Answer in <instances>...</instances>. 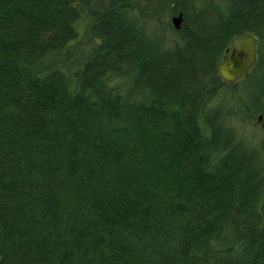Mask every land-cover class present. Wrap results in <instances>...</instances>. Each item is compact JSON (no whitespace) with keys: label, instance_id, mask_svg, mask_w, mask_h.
Listing matches in <instances>:
<instances>
[{"label":"trees","instance_id":"obj_1","mask_svg":"<svg viewBox=\"0 0 264 264\" xmlns=\"http://www.w3.org/2000/svg\"><path fill=\"white\" fill-rule=\"evenodd\" d=\"M170 1L161 47L135 0H0V264H264V148L218 101L264 82V0ZM81 7L100 42L73 65ZM250 99L264 115V84Z\"/></svg>","mask_w":264,"mask_h":264},{"label":"rangeland","instance_id":"obj_2","mask_svg":"<svg viewBox=\"0 0 264 264\" xmlns=\"http://www.w3.org/2000/svg\"><path fill=\"white\" fill-rule=\"evenodd\" d=\"M211 0H196L195 6L198 9L206 2ZM220 2L219 0H216ZM194 2V1H193ZM143 8V9H142ZM147 9V15H140V10ZM135 14L138 15L140 26L144 29V34L151 40L157 42L161 47H172L178 38L172 18L176 13L170 0H135ZM145 12V11H144ZM91 19L85 8L81 7V25L77 40L66 52L65 58L69 55L72 64L87 57L94 47L98 45L100 39L91 31ZM177 30V29H176ZM179 30V29H178ZM264 82L240 81L236 87L238 97L228 95L227 90H223L218 101L225 102V108L229 109L228 125L235 133L238 140L243 141L247 146L260 150L264 148V124L263 119L259 120L260 115H251L254 110L250 96L253 97L261 90ZM250 93V95H249ZM224 99V100H223ZM250 112V113H249Z\"/></svg>","mask_w":264,"mask_h":264},{"label":"water","instance_id":"obj_3","mask_svg":"<svg viewBox=\"0 0 264 264\" xmlns=\"http://www.w3.org/2000/svg\"><path fill=\"white\" fill-rule=\"evenodd\" d=\"M183 19L182 12L173 16L175 29L182 27ZM258 46V37L250 33L233 39L219 65L220 76L229 83H235L245 77L257 62Z\"/></svg>","mask_w":264,"mask_h":264},{"label":"flooded vegetation","instance_id":"obj_4","mask_svg":"<svg viewBox=\"0 0 264 264\" xmlns=\"http://www.w3.org/2000/svg\"><path fill=\"white\" fill-rule=\"evenodd\" d=\"M262 119H263V121H264V116H263V118H262ZM262 126L264 127V124H263Z\"/></svg>","mask_w":264,"mask_h":264}]
</instances>
